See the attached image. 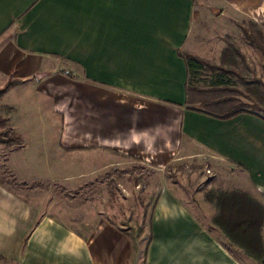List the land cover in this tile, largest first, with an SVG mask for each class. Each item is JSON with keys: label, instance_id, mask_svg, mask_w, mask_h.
Returning <instances> with one entry per match:
<instances>
[{"label": "crops", "instance_id": "crops-1", "mask_svg": "<svg viewBox=\"0 0 264 264\" xmlns=\"http://www.w3.org/2000/svg\"><path fill=\"white\" fill-rule=\"evenodd\" d=\"M195 22L248 23L264 39V0H0V87L17 82L0 107L19 139L17 148L0 144V178L10 172L21 182L22 165L49 135L59 149L112 152L159 169L196 152L229 188L207 201L208 223L164 186L143 264H255L264 244V121L248 111L223 120L189 105L186 51L216 57L213 45L189 39L200 33ZM232 193L244 196L225 198ZM88 234L0 179L1 262L136 264L130 236L105 223Z\"/></svg>", "mask_w": 264, "mask_h": 264}, {"label": "rangeland", "instance_id": "rangeland-1", "mask_svg": "<svg viewBox=\"0 0 264 264\" xmlns=\"http://www.w3.org/2000/svg\"><path fill=\"white\" fill-rule=\"evenodd\" d=\"M211 19L217 20L215 17ZM230 23L195 22V30L198 27L200 33L192 31L189 39L199 42L202 47L213 45L216 57L212 50L215 58L205 61L219 66L223 72L203 71L195 81L192 79L189 105L215 115L242 110L264 118L263 55L247 41L240 28L244 26L254 32L250 24ZM256 35L264 50V39ZM216 46H222L221 58L217 57ZM185 55H189L188 51ZM7 113L8 108L0 107V118ZM26 125L23 123V128ZM6 129L9 126L5 121L0 125V132ZM37 143L45 150L40 149L39 154L30 155L28 169L26 164L22 165L23 175L19 179L23 182L12 178L10 172L9 175L4 172L7 176L1 174L0 179L26 197L41 213L55 216L83 237H88L93 227L101 223L130 236L136 264L144 263L151 236V212L164 186L179 198L186 209L208 223L214 207L207 201L220 189L229 188L228 184L221 183L220 177L214 178L211 164L204 162L196 152L189 157L179 152L166 168L159 169L143 160L102 150L59 149L50 135ZM18 144L19 141L6 146L17 148L15 145ZM222 175L223 179L229 178L226 172ZM251 239L254 243L250 245L257 246L255 240L259 236L251 235ZM259 245L262 256L258 255L255 264H264V244ZM0 264L6 263L0 261Z\"/></svg>", "mask_w": 264, "mask_h": 264}, {"label": "trees", "instance_id": "trees-1", "mask_svg": "<svg viewBox=\"0 0 264 264\" xmlns=\"http://www.w3.org/2000/svg\"><path fill=\"white\" fill-rule=\"evenodd\" d=\"M240 28L243 31L247 41L251 44H254L257 47V49H259L261 51V53L263 55V60H264V50L262 49L261 42H260L259 38L257 37V35L254 34V32H251L247 27L240 26ZM184 59H185V63L187 66V70L189 72V80H188V84H187V90L188 91L190 89V84H191L192 79H193V81H195L196 77L200 73H202L203 71H209L212 73L216 72V71L223 72V70L219 66L212 65L209 62H207L203 59H200L198 57H195L192 55H187V56L184 55ZM15 85H17L16 81H8L5 85H3L0 88V99ZM240 112H242V110L232 111L228 114L222 115L220 117V119H223V120L224 119H230ZM260 118L264 121L263 117H260ZM5 121H6L5 119L0 118V125H3L5 123ZM18 141H19L18 138L15 136V134L13 133V131L11 129H6V130L0 132V144L1 145H12V144L18 143ZM241 196H244V195H242L241 193H232L231 195H228L225 198L236 199L237 197L241 198ZM241 210H242V208L238 207L237 212H240ZM249 212L250 211H247L246 214L249 215Z\"/></svg>", "mask_w": 264, "mask_h": 264}]
</instances>
